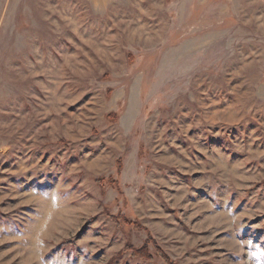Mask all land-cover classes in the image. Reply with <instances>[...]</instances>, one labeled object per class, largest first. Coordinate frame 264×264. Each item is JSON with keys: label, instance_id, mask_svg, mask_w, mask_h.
I'll list each match as a JSON object with an SVG mask.
<instances>
[{"label": "rangeland", "instance_id": "374dc122", "mask_svg": "<svg viewBox=\"0 0 264 264\" xmlns=\"http://www.w3.org/2000/svg\"><path fill=\"white\" fill-rule=\"evenodd\" d=\"M0 264H264V0H0Z\"/></svg>", "mask_w": 264, "mask_h": 264}]
</instances>
